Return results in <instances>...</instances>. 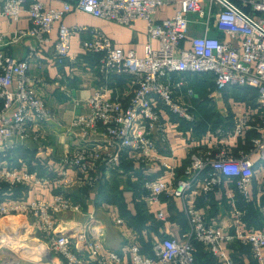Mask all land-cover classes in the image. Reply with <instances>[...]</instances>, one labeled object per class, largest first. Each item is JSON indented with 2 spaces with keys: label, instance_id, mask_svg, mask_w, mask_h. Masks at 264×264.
<instances>
[{
  "label": "built area",
  "instance_id": "built-area-1",
  "mask_svg": "<svg viewBox=\"0 0 264 264\" xmlns=\"http://www.w3.org/2000/svg\"><path fill=\"white\" fill-rule=\"evenodd\" d=\"M61 8H53L41 0H5L3 16L18 22L22 11L29 15L28 28L14 27L0 32V156L5 157L12 139L37 140L41 130L53 118L46 100L37 93L36 85L44 82L31 76V64L39 69L49 64L60 65L80 60L71 53L75 36H83L80 48L84 55L97 57L98 74L107 81L112 77L125 80L126 93L114 96L111 89L100 86L87 98L88 113L74 117L70 127L81 142L60 161L53 175H40L28 168L15 169L0 163V185L8 188L39 186L55 190L50 199L25 197L0 201V220L8 217L31 219L47 251L61 258L64 264H199L196 243H200L217 264H240L230 257L223 244L237 241L249 247L254 264H264V232L253 229L225 234L222 229L207 225L203 216L187 209L188 225L181 239L165 235L151 243V253L144 254L135 242V232L124 235L131 243L126 253L119 254L105 245L102 226H95V216L70 233L58 231V214L83 212L81 201L70 195L73 189L97 190L100 182L118 172L126 155L143 164L158 163L171 171L164 162L154 140L157 133L165 139V124L158 102L169 113L194 123L192 106L174 96L173 76L206 74L213 78L214 89L252 88L257 91V109L234 115L229 129H218L222 138L216 153H192L183 173L169 180H144L145 200L155 204L162 197L184 199L197 182L202 193L220 187L224 179H234L237 194L250 203L248 186L254 178L253 155L264 160V0H60ZM172 5L173 16L155 21L161 6ZM72 11H83L95 18L122 26L144 21L149 41L139 57L134 50L124 51L97 27L66 26L64 17ZM190 16L195 19L191 20ZM214 22L219 31L236 40L227 43L209 35ZM201 25L202 34L187 40L190 24ZM47 58L42 46L51 42ZM31 41V42H28ZM22 44L24 57L16 60L1 46ZM7 47V46H5ZM41 60V61H40ZM178 81L175 87H180ZM191 92V90H189ZM256 136L247 151L233 156L230 142L245 131ZM53 189V190H52ZM264 194V180L260 187ZM239 209L233 210L240 217ZM160 221L165 217L157 212ZM122 224V221H118ZM126 238V237H125ZM1 249V247H0ZM3 254V251H0Z\"/></svg>",
  "mask_w": 264,
  "mask_h": 264
},
{
  "label": "crops",
  "instance_id": "crops-1",
  "mask_svg": "<svg viewBox=\"0 0 264 264\" xmlns=\"http://www.w3.org/2000/svg\"><path fill=\"white\" fill-rule=\"evenodd\" d=\"M4 1L0 0V32L9 33L14 27L28 28L30 20L26 10L21 12L16 23L2 15L1 8ZM41 1L57 9L62 6L60 0ZM174 13L175 9L172 5L161 6L157 11L155 21L169 18ZM190 19L194 20L195 17L190 16ZM63 23L66 26L97 27L115 47L124 51L134 50L139 57L143 56L144 46L148 42L154 48L157 47L156 41H149L144 21H136L127 27L95 18L83 11H72L64 17ZM202 31L201 25L191 23L184 47L189 48V39L194 35L202 34ZM209 35L227 43L234 45L237 43L234 38L219 31L214 22L209 25ZM55 38L54 32L51 42L42 46L43 59L47 58ZM81 39L83 36L77 35L71 42V53L80 60L77 64L66 60L60 65L49 64L41 69L37 67L36 62L31 64V76L34 78L40 76L44 80L36 85V91L46 100L53 112V118L48 121L46 128L40 131L37 140L12 139L9 141L7 144L12 147H9L5 157L0 156V163L17 170L28 168L41 175H53L54 171L56 173L60 168L59 161L82 140L79 133L70 127V123L74 117L88 113L86 100L91 93L100 86L111 89L114 96H122L126 93L123 78L112 77L104 81L98 74V58L83 54L80 48ZM1 47L8 49V54L16 60L24 57L25 46L22 44L7 45L4 43ZM178 81H181L182 85L175 87ZM171 83L175 88L174 96L191 105L195 116L194 123L187 122L169 113L158 102L165 124V139L155 133L154 140L159 155L165 163L172 166V170H166L158 163L143 164L126 155L119 171L113 172L108 180L100 182L97 190L87 191V193L79 189L71 190L73 196L76 195L75 200L77 196L81 199L82 194L84 195L81 199V201L84 200L82 201L84 209L81 213L58 214V231L70 233L76 228H82L88 222L89 214L93 213L94 224L102 226L105 245L108 249L125 254L126 245L131 241L123 232L125 231L126 234L135 232L137 238L132 242L140 246L142 253L149 255L153 241L165 235L177 240L181 239V233L188 225L186 210L191 208L203 216L207 225L220 228L225 234H233L241 229L264 232V194L260 190L264 180V160H259L257 155L251 157L254 162V178L248 186L250 203H244L241 200L237 194L234 179H224L220 187L206 194L202 193L201 182H197L184 199L162 197L155 204H150L145 200V190L142 186L144 180L158 178L169 180L180 176L187 165L190 154L217 152L222 141L217 130L229 129L233 124L234 115L257 109L255 89L247 87L217 92L210 75L173 76ZM254 136H256L254 130L245 131L241 137L230 142L231 154L235 157L240 152L247 151ZM50 190L45 191L39 186L5 189L0 185V201L6 197L11 199L25 197L29 200L50 199L56 192L53 189V191ZM78 191H80L79 195H77ZM101 207H104L106 212L103 211L100 214ZM234 209L241 211L239 218L233 216ZM158 211L163 212L164 221L158 219ZM15 218L18 217L5 218L6 220L12 219L7 222V225L21 220V218L17 220ZM118 221H122V224ZM35 240V246L32 248L35 255L24 252L20 253L19 258L16 257L14 261L7 262L5 254H1L0 264H64L61 258L47 251L42 240L39 238ZM196 247L199 264H212L209 259L210 254L203 246L196 243ZM223 247L227 254L240 264H254L250 257L249 247L237 241L225 243Z\"/></svg>",
  "mask_w": 264,
  "mask_h": 264
},
{
  "label": "rangeland",
  "instance_id": "rangeland-1",
  "mask_svg": "<svg viewBox=\"0 0 264 264\" xmlns=\"http://www.w3.org/2000/svg\"><path fill=\"white\" fill-rule=\"evenodd\" d=\"M14 156V154L12 155ZM41 175V174H40ZM74 198L75 196L72 195ZM84 198V195L82 194V199ZM80 200L81 199H77ZM84 202V200H82ZM81 201V202H82ZM82 202V205H83ZM84 209V205H83ZM101 213L106 212L104 207H101ZM16 220L18 218H15ZM12 219H1L0 220V251H3V254L6 256V261L7 262H12L16 257L19 258L20 253H31L35 255L32 251V248H34V241L36 242L35 239H40V236L38 232L36 231L32 220L31 219H24L21 218L20 221L22 222H17L14 221L13 224L7 225V222H10ZM14 220V219H13ZM42 247V246H41ZM43 248H45L43 246ZM14 249V250H13ZM11 251H13L11 253ZM1 255V254H0ZM207 255H209L207 253ZM209 259L211 260L212 264H217L212 257L209 255Z\"/></svg>",
  "mask_w": 264,
  "mask_h": 264
},
{
  "label": "trees",
  "instance_id": "trees-1",
  "mask_svg": "<svg viewBox=\"0 0 264 264\" xmlns=\"http://www.w3.org/2000/svg\"><path fill=\"white\" fill-rule=\"evenodd\" d=\"M3 187H4L5 189L8 188V186H6V185H2V188H3ZM79 190H80V189H79ZM80 191H85V192L87 193L88 190H87V189H82V190H80ZM80 191H78V194H77V195L80 194V193H79ZM70 195H71V197H72V195H73V194H72V191H71ZM75 196H76V195H75ZM77 198L79 199L80 197L77 196ZM72 199H73L74 201H76L73 197H72ZM81 199H82V198H81ZM142 252H143V251H142ZM197 255H198V254H197Z\"/></svg>",
  "mask_w": 264,
  "mask_h": 264
}]
</instances>
